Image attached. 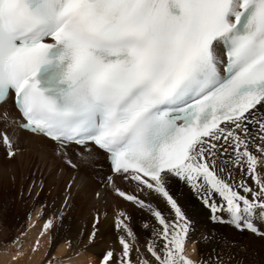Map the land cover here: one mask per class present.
Segmentation results:
<instances>
[{
	"label": "snow or ice",
	"instance_id": "1",
	"mask_svg": "<svg viewBox=\"0 0 264 264\" xmlns=\"http://www.w3.org/2000/svg\"><path fill=\"white\" fill-rule=\"evenodd\" d=\"M9 104V161L24 133L65 156L75 146L84 169L107 164L101 188L158 222L142 250L118 211L121 249L99 264H225L216 248L185 255L195 228L173 178L214 223L264 238V0H0V107ZM138 193L156 194L170 214Z\"/></svg>",
	"mask_w": 264,
	"mask_h": 264
},
{
	"label": "bare ground",
	"instance_id": "2",
	"mask_svg": "<svg viewBox=\"0 0 264 264\" xmlns=\"http://www.w3.org/2000/svg\"><path fill=\"white\" fill-rule=\"evenodd\" d=\"M5 110L15 114V110L11 104L0 107V112H4ZM40 145H43V150L38 154ZM18 147L24 150H21V154L14 161L7 159L8 163L6 167L2 168L0 159V183H2L1 181L13 183L19 166L21 165V169H26L27 160L34 158L46 167L43 186L38 185L34 190L39 195H42L43 192L49 194V201L45 205L42 214L40 213V208L36 207L38 210L34 211L27 229L22 232L23 237H18L19 239L17 238V241L12 245L5 243V232L0 231V264H99L100 257L105 253V249L102 254L95 250L92 254L83 253L85 250L88 251L92 245L89 242V233L92 232L93 221L97 217H99V224L97 225L99 232L95 240L101 242L102 245L105 244L107 250L111 248L119 252L121 245L118 242V233L115 227L117 212L123 211L129 216L132 212L137 213L138 211L134 205L115 196L111 190L101 188L100 177L107 176V164H103L101 169H99L98 165H100V161H96V168L84 169L82 166H79L80 155L75 146H70L66 149L65 156L53 144L37 140V138L27 133L21 135ZM0 153H4L3 149H0ZM66 158L76 163L78 167L70 168L65 165L63 160ZM45 159L50 160L52 163H47ZM221 159L223 160V157ZM57 166H59L58 169ZM24 181L26 182V180ZM116 182L125 192L134 190V185H126L119 180ZM168 187L170 190L173 188L179 191L178 200L194 223L195 230L192 236L203 234L208 229V219L211 218L207 207L203 205L202 201L183 182H179L173 178ZM97 190L102 192L103 198L98 199L95 197ZM150 194L153 193H147V195ZM191 198H196L199 203L198 206L194 208L189 206L190 209H188L186 208V202ZM66 199L68 201L67 204H65ZM161 202L164 203L162 200ZM49 220L53 221V227L45 230L44 225ZM19 244L23 245L20 246L23 248L18 249L17 245ZM194 245L191 241L185 243L186 254L187 256H191L190 259L192 260L197 259L193 254ZM56 246V252L51 257L50 253Z\"/></svg>",
	"mask_w": 264,
	"mask_h": 264
},
{
	"label": "rangeland",
	"instance_id": "3",
	"mask_svg": "<svg viewBox=\"0 0 264 264\" xmlns=\"http://www.w3.org/2000/svg\"><path fill=\"white\" fill-rule=\"evenodd\" d=\"M38 157L41 158V156L39 155ZM0 159H1L2 168L6 167L8 161L4 153L3 154L0 153ZM45 160L47 161V163H52L48 159ZM27 161L28 164L26 166V169L24 168L21 169V165L19 166V170L16 171L15 173V178L13 180V183L12 182L5 183L3 181H1L2 183H0V221H1L0 231L5 232L4 241H6L5 243H9V245L15 243L18 237L19 238L23 237L22 232H24L27 229L28 227L27 225L31 219L32 214L34 213V211L38 210L36 209V207L40 208V213L42 214L44 212L43 209L45 208V205L49 201V194L43 192L42 195H39L36 194L34 190V188L38 185L41 187L43 186L44 172L46 169L45 165H43L41 162H37L36 159L34 158H29V160ZM58 168L59 166H57V169ZM104 177H106V175ZM24 180H26V182ZM170 192L175 197L177 196L176 198L178 200L179 191H176L175 189L172 188ZM138 194L140 195L141 199L146 200V202L152 204L156 208L159 207L158 209L161 210V212L166 216L170 214V210L168 206H166L165 203H162L161 199L158 198L156 194L154 193L150 195H147L145 193H138ZM127 203H131V202H127ZM180 203L181 202H179V204ZM198 203L199 202L196 198H191L189 201L186 202L187 205L186 208L188 209H190V207L194 208L198 206ZM134 207L138 212L137 213L132 212L131 215H129L130 220L128 221V223L129 226H131L135 235L137 236V240H138L137 243L143 250L144 245L148 241V239L150 240L154 239L153 228L159 227V225L158 222H156L155 219L150 215V213H148V211L140 208H136V206ZM223 215L225 218H227L226 213ZM208 222H209L208 229L207 230L205 229L206 231H204L203 234L208 235L209 233H211V235L215 237V239L209 242L202 240V238H200L201 235L192 236L191 242L193 245L195 244L193 254L196 256L197 258L196 260H199V257L200 259L201 258L206 259L208 254L212 252V249L216 247V249L218 248V250L220 251V255L223 257L225 264H233V261H235L236 264H264V238L261 237L256 238L257 237L256 235L255 236L250 235V233L248 234L247 231L240 232L236 228L229 225L220 226L217 223L214 224L211 218L208 219ZM200 224L203 225L202 222H200ZM145 225H148V227H144ZM91 244L92 245L89 247V250L91 251L85 250L83 253L92 254V252L95 250L96 252H100L102 254L105 250H107L105 244L102 245L101 242L97 240H95ZM20 246L23 245L20 244L17 245L18 249L23 248ZM56 248L57 246L50 253V255H52L51 257H53L54 253L56 252ZM185 255L187 256L186 251H185ZM188 257L190 258L191 256L188 255ZM229 257H232V259L230 260Z\"/></svg>",
	"mask_w": 264,
	"mask_h": 264
}]
</instances>
